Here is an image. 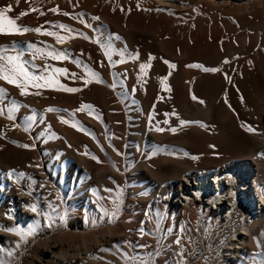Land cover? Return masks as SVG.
<instances>
[{
    "label": "bare ground",
    "instance_id": "6f19581e",
    "mask_svg": "<svg viewBox=\"0 0 264 264\" xmlns=\"http://www.w3.org/2000/svg\"><path fill=\"white\" fill-rule=\"evenodd\" d=\"M5 1L0 0V10L6 9H4ZM184 1L152 0L153 4L157 5L156 7L165 9L166 14H168L159 26V51L163 58L164 70L162 71V87H160V104L156 103L157 105L153 108L148 105L150 103L148 100L147 104L144 103L145 98L142 101L132 98V101L129 99L128 102L121 99H110L111 97L108 99L105 94L107 89L102 87L105 80L99 78L100 75L97 76L99 69H93L94 77L90 75L92 73L90 71L89 76L92 78H79L72 85H69L70 80L67 79L68 71L67 73H58L59 82L56 84H45L43 81L49 78L54 68L49 70V63L39 58L43 50L39 54L37 49L44 46L50 52L62 53L66 58L55 59L54 61L51 58L53 61L51 64L57 66L56 69H63L74 64L73 61H78L84 57L79 48L80 44L85 46L86 41L84 44L80 43L78 38L80 35H78V37L58 42L56 36L46 34L49 32L46 31V28L45 30L42 28L41 33L29 31L16 34L10 29L7 31L6 23L4 24L5 30L0 33V69L3 70L0 71V75H3L4 72L12 74V69L21 65L29 76H39L42 79L35 82L30 81L24 94L14 84H9L0 79V109L3 110L0 113V264L10 262L8 256L17 248V240L22 235L25 237L24 248L32 250L25 264H100L103 259L111 264H116L115 255L118 248L124 249L122 252L126 250L125 255H127L129 245V238L127 237L129 231L123 228L119 222L114 226L110 223L113 218V204L116 200H119L117 202L120 203L123 212L122 217L125 218L126 222H128L131 213L133 214L136 212L135 210H138L134 209V206H140L141 203L143 206L147 203V207L154 209L157 214H159V211H156L158 204L162 201L168 202V205L174 208H183L190 217L198 209L200 212L199 215L197 214L199 219L197 229L200 233H204L205 229L208 228V220L211 217L214 218H212V222H217L213 233L219 240L214 241L222 245V250H228L229 255H224L227 263L251 264L255 258L264 261L263 246L261 248L260 245L258 246L262 250L253 248L255 237L264 226V0H193L192 3H184ZM46 3L44 2V4ZM203 3L208 6H204ZM7 5L9 6V4ZM14 7L11 11L17 13L25 12V10L34 11L32 9L34 6L31 7L30 5H24V7H17L16 5ZM56 12L46 13L44 21L47 23L49 20L57 18L59 20L62 13ZM96 15L90 17H97ZM169 15L174 16L175 20L170 19ZM34 16L36 15H30L24 21L20 19L21 23L18 27L38 28L39 25H37ZM195 20L198 23L200 20L202 23L207 22L208 25L211 24L216 27L214 36L210 28L204 29V24L201 31L191 30L190 23ZM53 21L52 23H55ZM61 23L63 24V22ZM65 23L67 24L66 21ZM200 25L202 24L200 23ZM200 25L198 26L200 27ZM89 34H92L91 31ZM89 41L91 42L90 45H96L94 38L89 39ZM82 47L81 49H84ZM79 54L82 55V58ZM68 61L72 63L69 64ZM206 68L217 69L218 71H205ZM103 72L105 75L107 74V77L108 71ZM99 74L101 73L99 72ZM138 75L141 76V74ZM108 78L106 79L110 80V75ZM122 86H119L120 89ZM106 87L111 90L110 86ZM67 88L80 89V91L68 92L64 90ZM113 91L115 90L110 91L109 94H112ZM127 91L129 93V90ZM132 91L130 95H132ZM117 94L116 92V96ZM49 108L55 111L50 112L48 111ZM79 108L84 109L82 110L84 112L79 111ZM159 110L161 111L160 116L157 113ZM9 114H11L12 119H8ZM220 114L224 118V114L234 118L238 124L241 151L233 155L232 159L230 158L228 161H224L227 160L224 159L213 164H194L203 167L204 170H189L187 166L183 165L181 176H179V169L172 167L171 176L167 175L169 176L168 182L165 181L167 176L161 175V178L165 179V183L167 182L165 194L161 192L157 194V190V195L155 194L153 176L160 175L162 170L166 169L164 167L167 163L172 164L175 161L171 153L160 155L161 151H159V156H156L155 153V156L150 155L148 157L149 155H147V158L144 157V160L139 163L138 171H134V176L132 175L133 177L123 184L124 181L112 173L110 175L113 178L107 179L109 176L107 175L108 169L113 165L110 159L115 155L111 157L113 152L110 144L107 147L104 145L106 141L101 143L106 137L103 135L104 138H101V133L99 134L100 137L98 136V139L101 138V142H96L94 137L92 139L95 142H93L92 139L88 138L91 134L88 135L87 133L96 129L100 132L103 129L104 134L105 131L115 128L113 120L123 119L126 122L130 121L131 127L135 126L131 129L130 134L136 137L139 135L137 134V127H141L143 119L160 117L163 122L162 124L159 123L162 125V132H156L160 137L156 138L164 141L163 144L161 143L162 146H159L160 150H163V145L171 146L170 141L167 142L170 138L173 143V140L176 139V141L185 144L186 141L183 139L184 136L181 135V131L186 128L193 131L195 127L209 126L212 130H221L227 122L222 120L223 117L221 119ZM71 119L76 120L79 127L81 125V127L84 126L89 130L86 132L88 137L82 133L84 130H80L82 132L79 133L78 127L79 132H75V137L71 135L74 128L72 127L73 124L72 126L69 125ZM156 120L153 121L157 122ZM25 121H28L30 125L28 124V126ZM62 121H67V123ZM121 125L124 126V124ZM148 125L150 126L147 124L146 128ZM126 126L124 127L126 128ZM118 127L122 129V126ZM116 130L113 132L116 133ZM140 132L143 135L142 132L144 131ZM153 132L155 133V131ZM153 132L151 133L153 134ZM145 134L147 132L144 133V137ZM115 136L113 135L111 139H115ZM144 137L139 138L140 142L137 143V147L140 144L143 150L146 145L148 149L152 150L158 146L152 140L145 141ZM139 139H136V142ZM73 140L77 142L76 144H81L80 148L83 146V149L75 148L72 150L73 146L70 149L68 145L70 141L73 143ZM116 142L119 143L118 140ZM132 142L128 144H132ZM76 144L75 147H78L79 145L76 146ZM22 145H29V147L25 148ZM115 148H119L120 151L123 150L120 147ZM98 150L103 152L105 159L109 161L103 162L104 166L99 165L103 155L101 156ZM135 151L139 150L136 149ZM136 152L135 156L138 154ZM118 154L116 151V155ZM141 154L139 155L141 156ZM122 166H124L123 162ZM112 167L114 168V166ZM115 169L119 173L122 167L119 169L118 165H115ZM95 173L99 178L89 179L90 174L91 177L94 174V178H96ZM100 177L104 178L100 179ZM141 190L142 192L145 191L142 193L143 195L139 194ZM121 192L123 193L122 199L119 198ZM137 195L141 199H134L138 198ZM243 208L252 211L253 214L250 216L247 211V213L243 211ZM187 213L186 216L188 217ZM157 214H155L156 217ZM61 220L62 228L53 232L55 227L53 221L60 223ZM17 229L19 234L13 231ZM187 232L189 231L187 230ZM229 234L233 235V238L223 241L224 235ZM214 241L203 242L201 246L202 248L212 247ZM18 242L20 243V241ZM183 245L186 244L183 243ZM176 253L168 256L169 261L175 264L178 260V253ZM203 256L204 253L193 255L189 264H198Z\"/></svg>",
    "mask_w": 264,
    "mask_h": 264
},
{
    "label": "rangeland",
    "instance_id": "374dc122",
    "mask_svg": "<svg viewBox=\"0 0 264 264\" xmlns=\"http://www.w3.org/2000/svg\"><path fill=\"white\" fill-rule=\"evenodd\" d=\"M192 1L193 0H185L184 3H192ZM44 2L45 3L47 2V3L44 4ZM11 3H13V4L11 5ZM149 3H151V4H149ZM7 4H9V6L11 5V9L16 5H17V7H20V6L24 7V5H27V6L30 5L31 7L34 6V8H32L34 11L29 12V10L28 11L25 10V12H27V15L21 16L20 13H22V12L17 13V12L11 11V10L7 12V7H6V6H8ZM203 4L206 7L208 6L205 3H203ZM38 5H39V7H38ZM233 5L235 6V4H233ZM156 6L157 5L155 3L153 4L152 0H149V1L148 0H46V1L45 0H43V1L42 0H31V1L30 0H19V2H18V0H13V1L12 0L11 1L6 0L5 4H4V9L6 8L4 14H7L5 16L8 19H12V20L15 19L17 27L20 26L21 20L24 21L25 19H28V17L30 15L34 14V15H36V16H34V19L37 21V23H38L37 25H39L37 27H40L41 29L43 28L44 30L46 28V31H49V32L51 31V33H55L58 36L63 34L64 36L63 35L62 36L65 37V35L67 34V37H65L66 39H72L73 37H78V35H80L78 37L81 41L80 43L84 44V42L86 41L85 46L82 44H80L81 46L79 45L80 46L79 51L81 52V54L84 55L83 58H85V59H83L82 55L79 54L82 59H78V61H73L74 64H71L70 66L68 65L67 67L63 68V69H67V71H68L67 79L72 81V83H70V81H69V85H72L74 82L79 80V78L82 79L85 77L86 79H88V78L94 77L91 74L93 73L94 70L99 69L97 76L100 75L99 78H101L102 80H105L103 82L104 84L102 83V87L105 90L107 89L106 90L107 93L105 92V94H106V97L108 99L111 97L110 99L115 98L117 100L121 99V100H125L126 102H128L129 99H130V101H132V98L133 99L135 98L136 100L140 99L141 101L144 100L143 98H145L144 103L147 104L148 103L147 100H148L150 102V103H148V105L153 108L157 104H160V100H161V93H160L161 88L160 87H162V71L164 70L163 69V64H164L163 58H162L161 53L159 51V42H160V28H159V26L168 16V14H166L165 9L163 10V9H160L161 7H159V6L156 7ZM35 7H37V8L35 9ZM51 9H57L58 12L60 11L59 14L62 13L60 15L61 18L59 20H58V18L53 19L55 21V23H52L53 20H49L46 23L44 21L45 20L44 17L46 15V13H53V11H51ZM64 13H67L68 15H64ZM96 13H97V15H96ZM10 14H12V15H10ZM56 14H57V12H56ZM91 15H93V16L96 15L97 17H93V16L90 17ZM11 16H12V18H11ZM65 16H66V18H65ZM172 17L170 19H172L174 21L175 17L174 16H172ZM63 18H64V20L66 19L65 21L67 22V24L65 23ZM89 18H91V19H89ZM96 18H98V19H96ZM99 18H100V20H99ZM95 19H96V21H95ZM106 19H108V20L106 21ZM50 21H51V23H50ZM91 21H94V22L91 23ZM61 22H63V24L67 28L64 29V28L58 27L60 25H63ZM94 23L99 29L94 25ZM191 23H190L191 30L201 31V30H203L202 28H203V24H204L205 25L204 29L210 28L212 30V35L214 36V32L216 31V27H213V25H211V24L208 25L207 22L202 23V21L200 22V20H199V23L197 20H195ZM197 23H198V25H200V23L202 25H200V27H199L198 25H195ZM86 25H90V27H88ZM100 25H101V27H100ZM192 25H194V26H192ZM196 26H198V27H196ZM211 26H212V28H211ZM6 27H7V31H8L10 28L8 27L7 24H6ZM47 28H48V30H47ZM69 30H71V31H69ZM68 31L70 32L69 33L70 35L68 34ZM90 31L93 35L89 34ZM49 32H47V33H49ZM86 33H87V35H86ZM81 35L83 37V40H82ZM85 35L88 39L89 44L87 43V39L84 38ZM90 35H92V36H90ZM62 36H60V37H62ZM92 37L95 39V42H96L95 44L97 45V46L94 45L95 47L93 46V44L90 45L91 42L89 41V39L90 40L93 39ZM96 37H97V40H96ZM97 42L100 44H98ZM81 47L84 49H81ZM38 49H40L39 54L43 50V52L41 53L43 55L40 54L41 57L39 56V58L42 59V61L44 60V62L46 61L49 63L48 64L49 70H53V68H54V71H55L57 66H52V64H51L55 59H52L53 60L52 61L51 60L52 57L47 55V53L50 52L47 49V47L43 46V48H38ZM82 51H83V53H82ZM70 61H72V60H70ZM70 61H68L69 64L72 63ZM80 62H81V64H80ZM95 65H97V66H95ZM57 69H59V68H57ZM60 69H62V68H60ZM54 71H52L50 73L49 78L47 80L43 81V82H45V84L53 85V83L56 84L57 82H59V77H58L59 74L58 73H57L58 75L55 74L56 72L54 73ZM90 71H92L91 74H90ZM103 71H105V72L108 71L107 77H106L107 74L105 75ZM129 71L130 72L133 71V72L130 73ZM83 72L85 73V75ZM99 72L101 74H99ZM114 72L115 73L117 72V74L115 75ZM86 73L88 74V76L90 74L92 77L91 76L88 77ZM120 74H121V76H120ZM138 74H141V76H139ZM109 75H110V80H107L106 78H108ZM111 76H112V78H111ZM124 76L129 77L130 79L125 78ZM117 79H118V81L119 80H121V81L118 83ZM112 80H114V81L112 82ZM122 80H125V81H122ZM126 80L129 82L127 83ZM106 81H108L107 82L108 85H107V83H105ZM120 83H121V85H119ZM112 84H114V85H112ZM122 84H123V86H122ZM125 84H126V86H125ZM103 85L110 86L111 90L108 89L109 87H106ZM128 85L131 88H133V86H134V88L131 89ZM137 85H139V86H137ZM117 86L118 87L122 86L121 87L122 90L120 89V87L118 88ZM124 88H125V90H124ZM130 89L133 90L132 95H130L131 94ZM147 89H148L149 93H150V91H151V93L153 91V93L149 94L147 92ZM112 90H115V91L111 92L112 94H109L110 91H112ZM127 90H129V93ZM156 90H157V92H156ZM138 91H140V92H138ZM116 92L119 94L120 98L117 97L118 94L116 96ZM122 92L126 96H129V95L130 96L127 98L125 95L123 96ZM133 92L135 95L133 94ZM147 95H150V96H147ZM147 97H148V99H146ZM79 109H80L79 111L84 110L82 108H79ZM82 112H84V111H82ZM157 113L160 116L161 111L159 110V111H157ZM101 114H103V113H101ZM131 114H133V113H131ZM220 116L222 119L223 115L220 114ZM224 116H225V118L223 117L222 120H225L224 122L225 123L227 122V123H226V126L224 128H221V130L220 129L212 130V128L209 126H204L205 128L207 127L206 129L204 127L203 128L202 127L201 128L195 127L194 128L195 130H193V131H191L190 128L188 130L186 128V129L181 131L182 132L181 135L184 136L183 139H185V141L187 143L186 142H185V144L180 143V141H176V139L173 140L174 141V143H173V142H171L172 139L170 138V140H168L167 142L170 141V144L173 147L167 146L168 148L170 147L169 150L164 145H163V150H160L161 149L160 147L162 146L161 143L162 144L164 143V141H162L161 139H157V138H160V137H158L159 135H157V133L162 132V125L161 124L163 122H162V119L160 117L159 118L161 119V121L159 118H156L157 119L156 120L154 117L151 119H148V120L143 119L141 121V127H137V129H138L137 134H139V135L138 136L136 135V137H134L130 134L131 129H133L135 126L131 127L130 121H128V120H127L128 122H126V121H123V119L117 120V118H115L117 121H119L121 124H124V126H126L128 124L127 126H129V127L127 128V126H126V128H125L119 122L113 120V123L115 124V125L113 124V126H115V128L113 127L112 128L113 130L110 129L108 131H105L103 134V132H102L103 129H101L100 132L98 129H96L95 131H89L84 126L81 127V125H80V127H79L78 122L74 119H71L72 122L70 121L69 125L72 126V124H73L72 127H74V128L72 131H71V129H69V131L74 133V134H72L70 132L71 135H74V137H75L76 133H78L80 130H84L83 132L80 131L79 133L82 132L87 137L89 134H91L92 136L89 135L88 138L92 139L94 137L93 139L96 142H98V141L101 142V138H104V136H105L106 139L104 141H102L101 143H104L106 141V143L104 145L107 147L109 146L108 144H110V148L112 149V152H113V154L111 153V157H113L115 155L113 158L110 159L111 162H113L112 166H114V168L112 166L109 167V169H108L109 173L108 172H106V173H108L107 175H109L110 178L108 176L107 179L110 180L113 178V176L110 175L112 173L113 175L114 174H115V176L117 175L119 177V179L124 181L123 184L125 182H127L129 180V178L134 176L133 173H135L139 169V163L144 160V157L146 159L147 155H149L148 157H150V155L155 156V154H156V156H159L160 153H161L160 155H166V154L171 153V155L174 156L173 160H175V161L177 160L178 164L175 161L172 164L167 163L164 167L167 170L163 169L162 173L160 175L153 176V178L155 179V181H154L155 183L153 184V189L155 191V194H156V190H157V194H159L160 192L165 194L164 190L166 187V183L169 181V176H167V175L171 176L173 169H175V168L179 169V176L182 175L181 169L184 167L183 165H185V167L187 166V169H189V170H197V171L204 170L203 167H198L196 165H200V163H202L204 165L213 164L215 162H219V161H222L224 159H227L224 161H228V160H230V158L233 155H235L239 151H241L242 145H241V142H239L240 141L239 126L235 122L234 118H230L229 116H226L225 114H224ZM158 119H159V122H158ZM153 120H156L157 122H155ZM148 121H150V122H148ZM117 123L119 125H116ZM153 123H155V124H153ZM159 123H161V124H159ZM26 124L30 125V123H28V121L26 122ZM147 124H150V126L148 125V128H146ZM76 125H78V126H76ZM160 125H161V127H159ZM118 126H122V129ZM152 126L154 128H151ZM77 127L79 128V131H78ZM68 128H71V127H68ZM123 128H125V129H123ZM158 128L160 131L158 130ZM116 129H119V130H116ZM120 129H121L122 133H120L121 132ZM151 129H153V130H151ZM114 130H116V133L113 132ZM125 130H126V132H125ZM145 130H146L148 135L145 134V137H144V133H146ZM87 131H89V132H87ZM140 131H144V132H142L143 135L141 134ZM153 131H155V133L156 132L157 133L155 134ZM86 132L88 133V135ZM124 132H125V134H124ZM151 132H153V134ZM99 134H101L100 136H102L101 138H99L100 140L98 139ZM113 135L114 136L116 135L115 137L117 138L119 143L116 142L117 141L116 138L113 140L111 139V137H113ZM140 135H142L144 137L145 141L146 140H152V142L155 144L157 143L156 145H158V146H155L152 150L150 148L148 149V147H146V145H145L143 150L141 149L140 144H138V146L140 148L137 147V143L140 142L139 138L140 137L143 138ZM146 136H147V138H146ZM151 138H154V139H151ZM73 139L75 140V138H73ZM93 139H92V141L95 142ZM127 139H128V141H126ZM136 139L137 140L139 139V141L136 142L137 141ZM74 140L72 141L73 143H71V141L69 142L68 147H70V149H71V147L73 146L74 148H72V150H74L75 148L79 149L81 144L80 145L76 144L77 142H74ZM122 140H123V142H122ZM129 141L130 142L133 141L134 144H133V142H132V144H128V143H130ZM120 142H122L121 145H120ZM74 143L76 144V146H78V145L79 146L75 147ZM113 145H114V147H113ZM127 145H129L130 147L128 148ZM132 145H134V146H132ZM115 147H120L121 149H123V150H121L122 152L120 151L119 148L117 149ZM81 148H80V150L83 149V148L82 149ZM127 149H128V151H126ZM134 149L135 150L138 149L139 151L136 152ZM156 149H157V152H156ZM99 150H100V148H99ZM113 150H116L117 153H119V154L116 155V151L114 152ZM140 151L142 154L140 153ZM159 151H161V152L159 153ZM135 152L138 153V154H136V156H135ZM133 153H134V155H132ZM162 153H165V154H162ZM99 154L102 156L103 152L99 151ZM139 154H141V156ZM119 155H122V156H119ZM131 155L133 156L132 159L134 158L133 160L129 159V158H131ZM101 156H99V157H101ZM119 157H121V158H119ZM101 158H102V160H101ZM101 158H100V163H99L100 166H104L103 165L104 163L109 162L108 160L105 159V155H103ZM125 158H127V159H125ZM116 159H119V160L121 159V160L119 161ZM135 159H136V161H135ZM121 161L123 162L124 166L126 165L125 168H124V166H122ZM131 161H133V163H131ZM114 162H116V164H114ZM124 162H127V163L129 162L128 164H130V163L131 164L128 165L127 163H124ZM120 163H121V165H119ZM168 164H169V166H168L169 168L167 167ZM194 164H196V165H194ZM115 165L116 166L118 165L119 169H121V167H122L123 171L121 169V171L118 173V171L116 170L117 168L115 169ZM172 167H173V169H172ZM125 169H127V170H125ZM166 171H167V173H166ZM122 172H124V173H122ZM120 173L123 175H121ZM124 174H125V176H124ZM161 175L167 176V179L166 180L162 179ZM95 177L96 178H94V174L92 177H91V174L89 175V179H98L99 178V176L97 178L96 173H95ZM125 177L127 178L126 180L124 179ZM103 178L104 177H100V179H103ZM164 180L167 182L165 183ZM122 181H121V184H122ZM144 192H142V190H141L139 194L143 195L142 193H144ZM122 196H123V193L121 192L119 195V198L122 199ZM137 197L138 198H134V199H141V197L139 195H137ZM117 201H119V200H116L115 203L113 204V216H112L113 218H112L110 223H112V226H114V225H116V223L119 222L122 224L123 228H125V229H127V231H129L127 233V237L129 238V245H128L127 255H125L126 250L124 252H122V250H124V249L118 248V251L115 255L116 264H175V263L169 261L168 256L172 255V253L175 254L176 252L178 253V257H177L178 260L176 261V264L177 263L189 264L192 256L199 254V253H204V256L201 259V262H199L198 264H231V262L227 263L225 256H224V255H229V253H227L228 250H226V249L222 250L221 249L222 245H219V243H216L214 241V240H219V239L213 233V229L216 228V225H217L216 221L212 222L214 219L213 217H211L208 220L209 225H208V228L205 229L204 233H200L197 229V226L199 225L198 215L200 212V211H198V209H196V213L194 215H192L194 217L197 216L195 218L193 217L194 218L193 219L192 216L191 217L189 216L187 211L183 210V208L182 209L179 207L174 208L171 205H168V202L162 201L161 203H163V204L162 205H161V203L158 204V208L156 210L157 212L159 211L158 212L159 214L155 213L154 209L148 208L147 207L148 205H146L147 203H145V205H144L146 208L143 206L142 203L140 204V206H137V207L134 206V209H138L139 211L135 210L136 212H133V214L131 213V215L129 216L130 218L128 219V222H126L125 218L122 217L123 212L121 210L120 203ZM258 209H259V205H258ZM243 211L246 212L247 209L243 208ZM247 212L249 213L250 216L253 214L252 211H247ZM145 213H147V214H145ZM186 213L188 214V217L186 216ZM150 214L153 216H151ZM155 214H157V217ZM61 223H62V220L60 223L53 221V225L55 226L53 228V232H57L60 230V228H62ZM103 223H106V222H103ZM104 225H106V224H104ZM213 226H215V227H213ZM187 230L189 232H187ZM214 236H215V238H213ZM232 236L233 235H231V234L226 235V236L224 235L222 240L223 239H224L223 241H227L226 239L230 240L231 238H233ZM225 237H227V238H225ZM177 240L180 241L179 244L176 243ZM186 240H188L191 243H189ZM18 241H20V243ZM209 241H214V245H212V247H207V248L203 247L202 248V246H201L202 243L203 242L208 243ZM183 243L186 245L184 246ZM24 244H25V237L22 235L17 240V248H16L17 250L15 249L16 251L15 250L12 251L13 253L10 256H8L10 262L4 263V264H22V263L25 264L27 262V258L31 255L32 250L30 248H27V250H26V248H24ZM259 245H260V248H261V246H263L262 249L264 250V226L262 228V231L256 235L255 241L253 243V248H255V249L257 248V250H262L258 247ZM185 247H186V249H185ZM20 250H21V252H20ZM22 257H24V258H22ZM100 264H111V263H109L105 259H103V261ZM251 264H264V261L262 262L261 260H257L255 258V259H253Z\"/></svg>",
    "mask_w": 264,
    "mask_h": 264
},
{
    "label": "snow or ice",
    "instance_id": "6c2138e0",
    "mask_svg": "<svg viewBox=\"0 0 264 264\" xmlns=\"http://www.w3.org/2000/svg\"><path fill=\"white\" fill-rule=\"evenodd\" d=\"M19 2V0H18ZM7 10L10 11L11 10V6H8L7 7ZM4 11L5 10H0V33L4 32V24L6 23L8 25V27L14 31L16 34H19L21 32L23 33H27L29 31H33V32H36V33H41V28H35V29H30V28H19L17 27L16 25V21L15 20H12V19H8L5 15H4ZM51 11L53 12H56L57 9H51ZM21 16H24V15H27L26 12H22L20 13ZM64 15H68L67 13H64ZM98 19V18H96ZM88 27H90V25H86ZM58 27H61V28H66L65 25H60ZM71 31V30H69ZM47 35L49 36H56V39L58 42H62L64 39H66L65 37H60L58 36L57 34L55 33H46ZM85 39H87V37H84ZM37 51H39V49H37ZM47 55L51 56L52 59H56V60H59V59H64L66 58L62 53H55L54 51L53 52H49L47 53ZM205 71H218L217 69H204ZM0 71H3L2 69H0ZM56 73H67V69H56L55 70ZM91 75H95V73H92ZM0 79L6 81L7 83L9 84H14L16 87L20 88L21 89V92L22 94H24L26 88L28 87V83L30 81L32 82H35V81H39L41 80L42 78L39 77V76H29L28 73L23 69V67L21 65H17L15 68L12 69V74H9L8 72H4L3 75H0ZM22 81V82H21ZM85 83H87V81H85ZM39 86V85H37ZM68 92H77V91H80V89H75V88H67V89H64ZM195 99V97H193ZM200 103H203V101H200ZM85 107H88V106H85ZM48 111H55L54 109L52 108H49ZM3 110L0 109V113H2ZM8 119H12V116L11 114L8 115ZM64 123H67V121H62ZM173 131H175V129H173ZM249 131H251V129H249ZM22 147H25V148H28L29 145H22ZM13 231H16L17 234H19V230H13ZM177 244L180 243L179 240L176 241Z\"/></svg>",
    "mask_w": 264,
    "mask_h": 264
}]
</instances>
